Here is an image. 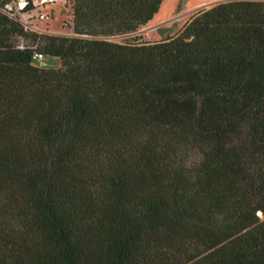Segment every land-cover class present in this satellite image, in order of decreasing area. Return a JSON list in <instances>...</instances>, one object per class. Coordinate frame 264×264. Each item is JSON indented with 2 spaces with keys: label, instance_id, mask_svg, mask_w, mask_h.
I'll return each mask as SVG.
<instances>
[{
  "label": "trees",
  "instance_id": "obj_1",
  "mask_svg": "<svg viewBox=\"0 0 264 264\" xmlns=\"http://www.w3.org/2000/svg\"><path fill=\"white\" fill-rule=\"evenodd\" d=\"M68 1L71 35L0 0V264H264V0L138 43L95 37L163 0Z\"/></svg>",
  "mask_w": 264,
  "mask_h": 264
},
{
  "label": "rangeland",
  "instance_id": "obj_2",
  "mask_svg": "<svg viewBox=\"0 0 264 264\" xmlns=\"http://www.w3.org/2000/svg\"><path fill=\"white\" fill-rule=\"evenodd\" d=\"M15 0L7 4L12 10L11 16L17 17L23 25L41 33L72 34V9L68 0L40 4V0H33L35 6L30 15H23L16 8ZM218 0H163L158 11L147 24L139 27L138 33L113 41L132 40L133 42H153L176 35L191 19L192 15L201 8H208L207 4ZM207 5V6H206ZM46 66L58 67L59 61L55 58H44Z\"/></svg>",
  "mask_w": 264,
  "mask_h": 264
},
{
  "label": "built area",
  "instance_id": "obj_3",
  "mask_svg": "<svg viewBox=\"0 0 264 264\" xmlns=\"http://www.w3.org/2000/svg\"><path fill=\"white\" fill-rule=\"evenodd\" d=\"M33 0H31L32 2ZM58 0H40V4H44V3H49V2H56ZM17 5H16V9L21 12L23 15H30L28 11H25V12H22L25 7H26V3H27V0H15L14 1ZM7 7V6H6ZM11 14V13H10ZM33 57L36 59V60H41L42 56L38 53H35L33 55Z\"/></svg>",
  "mask_w": 264,
  "mask_h": 264
},
{
  "label": "water",
  "instance_id": "obj_4",
  "mask_svg": "<svg viewBox=\"0 0 264 264\" xmlns=\"http://www.w3.org/2000/svg\"><path fill=\"white\" fill-rule=\"evenodd\" d=\"M222 1H226V0H218V1H213V2H211V3H209V4H207L206 6L208 7V8H210V7H212V6H214V5H216V4H218V3H220V2H222ZM139 31H134V32H130V33H125V34H120V35H114V36H108V37H106V36H97V37H95V38H98V39H106V40H114V39H120V38H125V37H127V36H131V35H134V34H136V33H138Z\"/></svg>",
  "mask_w": 264,
  "mask_h": 264
}]
</instances>
